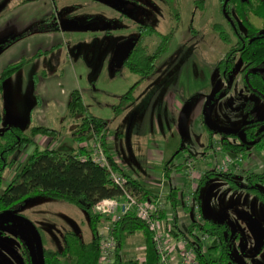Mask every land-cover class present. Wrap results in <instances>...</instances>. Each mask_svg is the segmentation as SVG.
I'll list each match as a JSON object with an SVG mask.
<instances>
[{
  "label": "rangeland",
  "instance_id": "1",
  "mask_svg": "<svg viewBox=\"0 0 264 264\" xmlns=\"http://www.w3.org/2000/svg\"><path fill=\"white\" fill-rule=\"evenodd\" d=\"M8 1L5 0V3ZM11 1L17 3L19 0ZM57 2L62 12L66 11L82 22L90 17L105 19L111 12L108 6L93 0ZM190 3L181 13L179 31L172 48L159 62L156 71L144 81L136 101L120 115L115 113L114 106L137 81L138 76L126 66L112 72L110 64L119 37L126 36L131 30L114 28L109 35L103 31H62L61 38L58 36V41L61 42L59 48L50 55H44L27 64L3 82L0 88V130L15 126L30 134L32 127L36 125L62 130L58 139L35 137L41 149L49 147L67 153L81 146L92 148V137L88 136L81 143L75 140L73 132L79 121L70 117L64 118L66 112L61 109L57 99L61 96V91L66 90L68 94L78 88L90 111L106 119L109 145L124 169L135 166L139 170L135 174L144 180L145 175L149 176L145 171L148 166L160 176L161 181L165 176L164 164L148 163L149 151L155 149L165 158L177 153L172 159L169 176L160 184L167 192L172 187L178 188L180 208L176 212L170 211L171 222L175 225L176 216L179 220V231L175 228L174 230L185 234L197 217L196 211L182 208L186 191L191 186L186 173L187 160L194 159L197 169L204 176L207 169L222 165L226 155H237L234 152H222L218 142L215 144L217 151L208 147L210 129L214 139H220L224 134L239 136L243 127L264 119V102L243 87L238 74L239 68L236 67L227 78L218 70L219 60L230 48L214 29L216 21L224 22L220 12V0H205L203 9L196 4L197 1L194 3L191 0ZM158 18H152L148 22L159 33L165 34L175 25L169 8L164 10L163 18ZM118 24H128V28L132 26V23L122 20ZM32 29V26L27 28L29 31ZM24 34L23 31H13L9 35L0 36L1 65L17 62L27 56V49L24 48L27 44H19L27 39ZM159 41V36L147 37L150 52ZM13 44L15 56H6V51ZM43 70L53 77H60L63 73L70 77L59 87V94L54 100L42 96L43 89L34 80L33 75ZM229 84L232 89L226 91ZM61 101L64 104L65 98ZM182 122L185 132L182 131ZM228 137L231 140L237 138ZM34 148V144H27L14 154L16 162L4 172L0 195L22 169ZM246 154L243 167L233 173L234 179L242 184L247 183L244 181L245 171L262 167L264 160V150L257 147H248ZM203 176L201 175V179ZM199 199L204 218L213 222H226L228 228L225 235L232 246L237 264H264V251L258 254L262 239L258 237L251 223L243 219L245 214H250L264 224V203L248 190L234 189L228 179L218 175L210 177L202 185ZM19 211L33 225L42 228L47 237V245L51 248L62 250L63 236L69 230L80 234L84 241H89L94 236L87 212L63 200L39 196L27 200ZM109 225L108 221L102 225L104 235L108 233ZM0 230L3 231L0 233V264H24V245L29 248L37 264L36 237L26 222L11 218L0 222ZM195 232L200 235L197 230ZM180 237L183 238L179 235L178 238ZM217 242V238L212 237L208 245L213 246ZM121 255L123 258L144 259V237L141 233L129 238Z\"/></svg>",
  "mask_w": 264,
  "mask_h": 264
},
{
  "label": "trees",
  "instance_id": "2",
  "mask_svg": "<svg viewBox=\"0 0 264 264\" xmlns=\"http://www.w3.org/2000/svg\"><path fill=\"white\" fill-rule=\"evenodd\" d=\"M168 3L171 6L174 5L171 1ZM232 3L234 4L236 15L245 20L250 37L255 35L254 30L264 27V14H256L251 10V6L246 7V5L240 1L237 2L234 0ZM257 23L260 24L258 25ZM214 29L224 42H232V34L228 32L222 24H214ZM53 31H60L57 24L50 28L37 26L33 33ZM178 31L179 26L172 27L165 34L159 33L152 25H147L142 29L143 34L124 65L130 72L138 76V80L121 97L120 102L114 106L117 115L122 114L135 101L137 90L146 78L156 71L159 62H161L170 51ZM153 35L159 36L160 41L156 48L150 52L148 44L146 43V38ZM262 52H264V47ZM231 55L232 51H230L228 58H230ZM32 58L33 57L24 58L19 62L6 66L0 73V84L18 72L29 63ZM245 60L248 65L256 63L253 44L245 51ZM225 61L224 59L219 63L220 68L225 67ZM243 79L245 86L249 90L259 94L264 100V75L255 74L246 70L244 71ZM68 117L79 121L73 132V136H75V140L78 143L86 141L87 137L90 135H92L94 141H100L102 143L114 170L121 172V174L125 176L127 180L126 189L132 193V195L136 196L139 201H155L159 198L137 179H134L126 173L112 155L106 140V119L96 116L90 111L85 105L81 91L78 89L69 94L64 118ZM209 132L210 143L208 147L211 148V129ZM61 134V129H53L44 125L33 126L30 134L25 133L21 128L15 126H8L0 130V187L4 182V172L8 168L13 167L16 162V159L13 158L14 154L23 149L27 144H34L35 146L34 151L29 156L22 169L9 182L4 192L0 195V213L12 212L22 216L19 210L25 202L39 196L63 200L71 205L84 209L88 213L89 224L94 233L93 238L89 241H84L77 232L73 230L67 231L63 236L62 250L48 247L45 232L42 228L34 225L42 240L44 264H103L101 243L104 234L101 227L107 221L110 222L107 234L116 239V247L111 264H159L160 256L154 242L153 232L147 227L145 221L138 216L136 211L132 210L122 215L118 220H114L111 215L95 212L94 208L99 202L105 199L120 198L124 195V190L114 183L110 171L93 159L92 148L81 146L77 150L74 149L72 152L64 153L49 147L41 149L37 144L38 142L35 140L37 136L58 139ZM228 135L232 136V134H224L221 138V149L226 152H244L246 154L245 144L238 140H231ZM244 156L246 158V155ZM171 162L172 161L167 162L164 165L166 177L169 176L171 169L169 165ZM233 173L218 172L216 168L207 169L199 183L200 187L198 193L200 194L202 185L214 175L228 179L231 186L236 188ZM165 199L167 200L169 208L161 211V217L163 219L167 218L170 209L175 211L177 207L180 206L178 188L172 187L165 194ZM204 219V223H199L194 220L190 224L189 231L186 234L174 231V236L178 237L181 235L183 238L189 240L190 245L195 246L198 260L197 264L229 263L233 258L230 254L231 244L225 237L227 224L213 222L206 218ZM195 230H197L199 234H209L212 237H216L218 243L209 246L206 252L202 251V243H200L199 235ZM139 231L144 234L146 239L145 259L123 258L121 255L122 249L125 247L128 239ZM23 254L24 264L36 263L33 254L26 245H24Z\"/></svg>",
  "mask_w": 264,
  "mask_h": 264
},
{
  "label": "flooded vegetation",
  "instance_id": "3",
  "mask_svg": "<svg viewBox=\"0 0 264 264\" xmlns=\"http://www.w3.org/2000/svg\"><path fill=\"white\" fill-rule=\"evenodd\" d=\"M25 1L26 0H24L22 4H26V3H29V2H32L35 0H29L26 2ZM49 1H50L49 3H50V7H51V12L49 14H47L45 16V18L38 25L32 26L33 27L32 30H30V31L27 29L24 30L23 31V33H25L24 35H26L28 37L31 34H34L33 31L35 30V28L37 26L42 27V28H47V27L50 28L51 26H55L57 24L59 27L61 22L76 18L73 15L67 14L66 11L62 12L60 7L58 6L57 0H49ZM93 1L105 4L106 6H108L111 9V12L105 19L96 18V17L88 18V20L86 22L92 21L93 22V24L91 25L92 28L110 25L109 28L102 29V30L101 29L100 30L94 29L92 31H103V32H106L107 35H109L112 33L114 28H116L118 30H123V31L131 30V32L128 33L126 36L119 37V43L123 42L124 40H127L129 38H132L133 40L136 41V44L140 40V37L143 34L142 29L147 25H152L151 23L148 22V21H151L152 18L156 17L157 20L159 19L158 16L159 17L162 16V18H163L164 10L165 9L167 10L169 8V10L171 11V13L175 19V25L173 27L179 26V22L182 19V17H181L182 11L185 10L188 7V5L191 4L190 3L191 0H184V1L183 0H93ZM169 1L173 2L174 5L171 6L168 3ZM188 1H189V4H188ZM195 1H197L196 4L199 7H201V9L205 8V0H194V3H195ZM232 1H234V0L228 1L227 5H226V12L224 13L223 8H224L225 0H220V12H221L222 18L224 19V22H219V21L217 22L216 21L214 23V24H216V23L222 24L227 29V31L232 34V39H233L232 42L227 43V44H229L230 48L226 52L224 57L219 60L217 67H218V70L226 78L228 77V74L230 72L239 68L238 74L240 76V81H241L243 87L246 89L247 92L255 94L256 96H258L261 99V101L264 102L263 98L260 97L259 94L249 90L243 82L244 71H246V70H249L250 72L255 73V74L264 75V52H262L263 47H264V27L254 30L255 35L253 37H250V35L248 33L249 29L247 27V24H246L245 20H243L242 18H240L239 16L236 15V13L234 11V4L232 3ZM236 1L242 2L243 4L246 5V7L251 6V10H253L258 15L264 14V0H236ZM121 20L126 22V23L127 22L132 23V26H129V28H128L127 27L128 24H127V26L126 25H123V26L119 25L118 23H120ZM42 22H45V23H42ZM80 22L86 23V22H82V21H80ZM257 24L259 25L260 23H257ZM152 26H154V25H152ZM120 28H122V29H120ZM153 36H157V35H153ZM149 37H151V36H149ZM251 44H253V50H254V54H255L256 63L252 64V65H248L246 63V60H245V51L248 49V47ZM233 50H234V52H233ZM230 51H232V55L230 58H228ZM224 59L226 60L224 63L225 67L220 68L219 63ZM230 59H231V62H230ZM238 60H240L239 61L240 64H238ZM231 89H232V85L229 84V86L225 90L229 91ZM218 94H219V92H218ZM252 133H253V135H252ZM232 136H237L236 140L245 144V152H247L248 147H251V148L257 147V148H259V150H264V119H262L259 123H256V124L254 123V124H251L249 126L243 127L242 131L239 135L240 137L238 135H234V134H232ZM211 141H212L211 148L213 147L212 149L217 151L218 148H216V145H215L216 142H218L220 144V149H221V138L220 139H214L213 134H212V140ZM221 151L223 152L222 149H221ZM227 152L233 153L230 151H227ZM235 154H241L243 156V159L245 162L246 158L244 155H247V154H245L244 152H239V153L237 152ZM243 163L241 165V168L243 167ZM244 181H246L247 183L242 184L241 182H239L235 179L236 188H234V189L242 188V189L248 190L249 192L253 193L260 202L264 203V160L262 163V167H258V169L257 168L247 169L245 171ZM0 222H4V220H2ZM221 223H226V222H221ZM261 224L264 228V224L263 223H261ZM227 228H228V226H227ZM255 231H256L258 237L261 238L256 229H255ZM2 232L3 231L0 230V233H2ZM225 237H226V235H225ZM261 239H262V245L260 247V251L258 252V254H261L264 251V237H262ZM227 241H229L228 238H227ZM232 250L233 249L231 246L230 254H231V257L233 259L230 260V263L237 264V262L233 256ZM248 263L253 264L252 262H248Z\"/></svg>",
  "mask_w": 264,
  "mask_h": 264
},
{
  "label": "built area",
  "instance_id": "4",
  "mask_svg": "<svg viewBox=\"0 0 264 264\" xmlns=\"http://www.w3.org/2000/svg\"><path fill=\"white\" fill-rule=\"evenodd\" d=\"M92 150L93 159L106 167L110 171L114 183L124 190V195L120 198L105 199L99 202L94 208L95 212L111 215L114 220H118L122 215L132 210L136 211L138 216L145 221L147 227L153 232L154 242L160 256L159 264H197L195 246L190 245L188 239L178 238L173 234L175 230L171 222V209L166 219L161 217V211L169 208L167 200L165 198L159 200L158 198L155 201H139L136 196L126 189L127 180L125 176L121 172L114 170L102 143L94 141ZM243 162L244 159L241 154L235 156L228 154L224 163L216 169L218 172L233 173L241 168ZM186 173L191 186L186 191L183 207L196 211L197 217L195 220L199 223H204L205 219L201 214V202L198 193L199 182L203 172L197 169L195 160L189 158L186 162ZM199 239L200 243H202L201 250L206 252L210 246L208 243L211 241V236L209 234H200ZM115 247L116 239L109 234L104 235L101 243L103 264L112 263Z\"/></svg>",
  "mask_w": 264,
  "mask_h": 264
},
{
  "label": "crops",
  "instance_id": "5",
  "mask_svg": "<svg viewBox=\"0 0 264 264\" xmlns=\"http://www.w3.org/2000/svg\"><path fill=\"white\" fill-rule=\"evenodd\" d=\"M23 1L24 0H19L17 3H15V1L9 0L8 2L5 3V0H0V36L1 37L9 35L13 31H15V33L16 32L20 33L22 31L26 30L30 26L38 25L45 18V16L51 12L49 0H37V1L35 0V1L29 2L26 4H22ZM42 5H43V7H42ZM61 32H62L61 30L60 31H53V32H35L34 34H31L30 36H28L27 39H25L23 43H19L20 45L23 44V46H25L27 44L26 47H24L27 49V51H26L27 56H25L24 58L33 57L32 60L29 62V63H32L36 59L41 58L44 55H50L57 48H59V46H61V42L58 41V36L61 38ZM19 44L17 46H19ZM40 53H42V54H40ZM10 54H14L13 57L15 56V44L11 45L10 48L5 53L6 56H8ZM24 58H22V59H24ZM1 61H2V59L0 60V73L3 71V69L6 66H8L9 64H12V62H11L12 60L10 61L11 63L7 62V63H4L3 65H1ZM19 61H17V62H19ZM13 63H15V61ZM29 63H27V64H29ZM24 67H22L21 69H23ZM15 74H13V75H15ZM11 77H9V78H11ZM33 77H34L35 82H37L43 89V91L41 89V91L44 92V94L42 96H44L45 98L48 96L52 100L57 98V94H59L58 89H59V87H62L64 85V81L70 79V77L68 78V74H66V73H63L60 77H57V76L53 77V76H51L50 73H48L45 70H43L42 72L35 73L33 75ZM9 78H7V79H9ZM5 81H3V82H5ZM1 84H0V88H2ZM142 84H141V86H142ZM141 86L137 90L136 96H137V93L139 92ZM76 89H78V88L71 90V92L76 90ZM71 92H69L67 94V91L63 90L60 92L61 96L60 97L58 96V98H57L59 101L61 109H64L65 112L67 109L69 94ZM63 98H65L64 104L61 101V100H63ZM135 101H136V99H135ZM44 126H46V125H44ZM48 127H50V126H48ZM53 129H55V128H53ZM89 137H92V135H90ZM106 140L108 142V147H109L110 152L112 153V155L116 158V160L120 164V161L118 160L117 156L115 155L114 149L109 145L108 136H107ZM91 141L93 142V140H91ZM149 154H150V159L147 160L148 163L149 162H155L157 164V162H162L165 165L167 162L172 161L173 157L177 153L176 154L174 153L173 155L170 154V156L167 155V157L165 158L162 155V153H159L158 151L153 149L152 151H149ZM171 163L169 165L170 167H172ZM134 167L135 166L130 167V168L125 167V169L124 168L123 169L126 173H128L134 179H137L140 183H142L148 190H150L152 193H155V195H157V197H159V200H163L165 198V194L167 191L164 190L163 185H161L160 183L164 182L163 180L166 178V176H164V179L159 181L160 176H157V174L154 173V170L147 166L145 171L147 172V174L149 176L145 175L143 178L144 180H141L140 176H137L135 174L139 170L135 169ZM164 171H165V169H164ZM159 186H161V187L159 188ZM179 208H180V206L177 207L175 212ZM182 208H183V210H188L185 207H182ZM88 218H89V216H88ZM175 220L176 221H175V227L174 228L179 231V220L177 219L176 216H175ZM138 233H141L142 236L144 237V247H145V255H146V239H145V236L142 232H138ZM130 258H132V257H130ZM136 258H139V257H136ZM139 259L144 260L145 257H144V259L141 257Z\"/></svg>",
  "mask_w": 264,
  "mask_h": 264
},
{
  "label": "water",
  "instance_id": "6",
  "mask_svg": "<svg viewBox=\"0 0 264 264\" xmlns=\"http://www.w3.org/2000/svg\"><path fill=\"white\" fill-rule=\"evenodd\" d=\"M228 1L229 0H225V2H224V8H223L224 13L226 12V5H227ZM92 24H93L92 21H88L86 23H81L79 21V19L73 18V19H69L67 21L61 22L59 25V28L61 31H67V30L92 31L94 29H97V30L101 29L102 30V29H106V28L110 27V25H108V26L92 28L91 27ZM135 45H136V41L133 40L132 38L124 40L123 42H120L116 45L115 50H114V55H113V58H112L111 64H110V70L112 72L118 71L119 69H121L125 65V62L128 60V58H129L132 50L134 49ZM182 131L185 132L183 122H182ZM11 218L22 219L24 222H26L31 227V229L33 230V232L35 234L36 242H37V249H38V257H37L38 261L37 262H38V264H44L42 240H41L40 234H39L38 230L36 229V227L29 220H27L25 217L18 215L16 213L15 214L12 212L0 213V221H2V220L6 221V220L11 219ZM243 219L252 224V226L257 230V232L259 233L261 238L264 237V228H263V226L259 220H257L255 217H253L250 214H245L243 216ZM221 264H232V263L229 262V263H221Z\"/></svg>",
  "mask_w": 264,
  "mask_h": 264
}]
</instances>
